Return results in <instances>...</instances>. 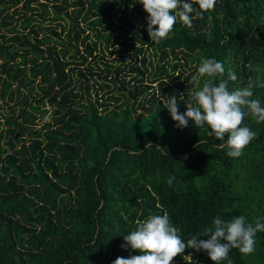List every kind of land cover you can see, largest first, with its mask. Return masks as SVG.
<instances>
[{
    "label": "trees",
    "instance_id": "obj_1",
    "mask_svg": "<svg viewBox=\"0 0 264 264\" xmlns=\"http://www.w3.org/2000/svg\"><path fill=\"white\" fill-rule=\"evenodd\" d=\"M147 16L138 0H0V264H112L137 220L165 212L185 243L217 214L264 216V122L245 117L257 135L233 158L165 108L177 95L187 110L202 58L236 74L230 91L264 82V0H216L159 43ZM255 239L232 264H264ZM172 264L214 262L186 248Z\"/></svg>",
    "mask_w": 264,
    "mask_h": 264
},
{
    "label": "clouds",
    "instance_id": "obj_2",
    "mask_svg": "<svg viewBox=\"0 0 264 264\" xmlns=\"http://www.w3.org/2000/svg\"><path fill=\"white\" fill-rule=\"evenodd\" d=\"M143 5L147 16V32L153 43H159L168 37L179 19L192 27L193 20L204 12L214 8L216 0H138ZM198 5V7H194ZM195 13V15H193ZM250 72H258V67L248 64ZM225 67L215 58H202L198 66V75L192 77L195 87L188 93L190 102H186V111L179 112L177 95H171L165 108L177 127L183 129L194 121L197 128L205 126L209 135L221 142H226L229 157H239L242 150L256 137L257 133L247 125L242 126L247 115H252L258 122H264V106L259 99H252L256 87L264 88L259 76H250L247 85L229 90V81H236L237 76L228 70V80L223 79ZM221 77L217 83L213 78ZM201 77H207L202 86ZM227 134V139L225 136ZM223 146V145H222ZM175 177L168 179L171 186ZM179 229L171 222L169 214L149 215L137 220L136 227L124 235L122 249L129 250L128 257H117L112 264H172L174 258L185 252L186 248L196 252L205 251L214 264L227 261L231 249L236 248L242 254H251L255 250L256 235L264 232V216L249 223L244 215L233 216L224 220L217 214L212 226L202 227L200 231L188 236L187 242L179 235ZM207 237L206 240L199 237ZM132 252L139 254L133 255Z\"/></svg>",
    "mask_w": 264,
    "mask_h": 264
},
{
    "label": "rangeland",
    "instance_id": "obj_3",
    "mask_svg": "<svg viewBox=\"0 0 264 264\" xmlns=\"http://www.w3.org/2000/svg\"><path fill=\"white\" fill-rule=\"evenodd\" d=\"M43 22H44V23H47L48 21H47V22H46V21H43ZM0 113H1V109H0Z\"/></svg>",
    "mask_w": 264,
    "mask_h": 264
}]
</instances>
